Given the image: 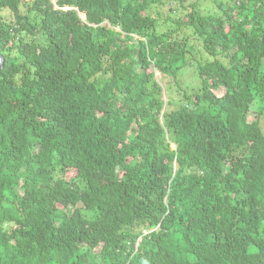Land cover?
Segmentation results:
<instances>
[{
    "label": "trees",
    "instance_id": "obj_1",
    "mask_svg": "<svg viewBox=\"0 0 264 264\" xmlns=\"http://www.w3.org/2000/svg\"><path fill=\"white\" fill-rule=\"evenodd\" d=\"M211 3L0 0V264H264V0Z\"/></svg>",
    "mask_w": 264,
    "mask_h": 264
},
{
    "label": "rangeland",
    "instance_id": "obj_2",
    "mask_svg": "<svg viewBox=\"0 0 264 264\" xmlns=\"http://www.w3.org/2000/svg\"><path fill=\"white\" fill-rule=\"evenodd\" d=\"M26 1H30V0H26ZM202 6H205V7H210L212 5L211 3V0H197ZM191 76V72L188 71L185 75V77H182L180 78L181 82L182 83H191L193 82V80L190 78ZM167 82V79H163V83L164 84H161V87H162V92H163V95H164V99L167 100V95L170 96L175 102L179 100L180 96L179 94L177 93H174V92H168L169 91V88L165 85V83ZM260 126H261V129L262 131L264 132V113L263 115L260 117ZM171 148H174V146L172 145Z\"/></svg>",
    "mask_w": 264,
    "mask_h": 264
},
{
    "label": "water",
    "instance_id": "obj_3",
    "mask_svg": "<svg viewBox=\"0 0 264 264\" xmlns=\"http://www.w3.org/2000/svg\"><path fill=\"white\" fill-rule=\"evenodd\" d=\"M3 68V57L0 56V71L2 70Z\"/></svg>",
    "mask_w": 264,
    "mask_h": 264
}]
</instances>
